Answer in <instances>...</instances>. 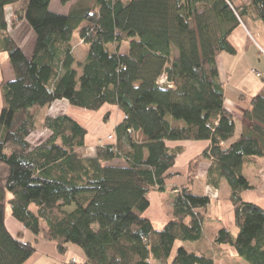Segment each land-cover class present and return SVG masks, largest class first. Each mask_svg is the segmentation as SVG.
<instances>
[{"label":"trees","instance_id":"16d2710c","mask_svg":"<svg viewBox=\"0 0 264 264\" xmlns=\"http://www.w3.org/2000/svg\"><path fill=\"white\" fill-rule=\"evenodd\" d=\"M18 1L0 0V48L13 72L1 86L0 264H26L36 252L9 231L7 205L60 254L83 249L85 261L65 264H215L203 234L211 199L191 185L203 158L211 159L206 183L228 185L237 229L234 237L221 228L214 247L230 245L249 264H264V207L242 197L254 188L242 172L245 160L264 157V90L252 97L251 129L233 139L236 122L217 65L219 55L237 54L230 35L241 20L264 25V0H60L74 1L67 14L51 10L52 0H27L11 27L22 19L31 26V56L7 31L6 7ZM75 33L87 46L83 59ZM165 74L171 87L158 82ZM61 99L124 114L94 156L80 150L88 129L79 121L45 114ZM40 126L51 135L34 146L29 136ZM204 139L210 147L191 160L171 218L156 229L149 193L166 189L179 153L166 142Z\"/></svg>","mask_w":264,"mask_h":264},{"label":"crops","instance_id":"0c3cea01","mask_svg":"<svg viewBox=\"0 0 264 264\" xmlns=\"http://www.w3.org/2000/svg\"><path fill=\"white\" fill-rule=\"evenodd\" d=\"M232 1L235 5H240L245 3L247 0ZM26 3L27 0H19L18 2L6 7V21L8 23L7 31L9 34L16 41V43L21 46L26 55L31 56L36 42V35L31 26L25 19H22L14 27H11V17H14L17 10L24 8ZM72 3L73 1L67 3L69 5V9L67 8L68 10L64 11L62 7L67 4H62L60 0H52L50 9L57 13L67 14L70 11ZM258 33H260V35L256 37V34ZM235 40L241 43L239 49L236 46L237 54L233 55L223 53L217 58L220 81L222 82L225 90V108L232 112L236 122L235 137L233 139H237L241 134L248 132L251 129V120L247 113L252 110V97L264 90V84L258 83V85L253 86V94L242 93L241 89H237V91L233 90L234 95H229V91L226 89V86H228L229 82L233 78H238L243 82L245 72L257 71L258 69L256 70L255 68L262 65V60L260 59L257 63V54L262 53V48H264V25L252 17H247L244 22L241 20L240 25H238L230 35V41L236 45V43H234ZM259 40H261L263 44ZM27 42L31 45V49L29 51L25 49ZM82 44L85 45L83 42ZM126 49L127 43L125 42L121 46V51H125ZM1 50L2 49L0 48V112L2 108V82L13 78V72L9 60H5L4 62L1 61V54H3L7 59L8 53ZM86 51L87 49L85 50V54ZM250 66L255 67L251 68ZM247 87L248 85L245 84L243 88ZM55 103H61L63 105L64 103H68L71 107L68 109L64 105L63 109L56 111L57 115L62 113L68 114L88 129L86 145L84 148L80 149L85 156H94L96 154L98 140L106 138L111 133L115 134L116 126L121 123L124 118V114L117 106L106 105L98 111H93L72 106L65 99L57 100L53 104ZM85 114L86 116L83 117ZM100 124H104V127L96 128ZM93 129L97 130L94 134L91 133V130ZM32 144L34 145L33 142ZM166 144L170 149L179 153L176 157L171 175L166 179V189L164 191H160L156 188L149 193L151 205L147 212V216L151 219L156 229H162L165 223L171 218L173 201L176 194V190L174 191V189L177 186L181 187L189 182L188 172L191 160L194 157L200 156L206 149H208L211 142L208 139L173 140L167 141ZM200 165L206 166V169L204 170V173L206 174L211 165V159L203 158ZM242 172L248 178L250 184L254 186V188H250L242 192L243 199L249 202L259 203L264 207V157H248L244 162ZM196 178L194 180L195 182L197 181ZM203 179L205 180V175L201 178V180ZM200 185L202 189H204L201 182ZM207 185L208 187L205 189L206 193L205 190L201 191L203 193H199L205 194L211 199L210 218H206L204 221L203 234L206 237V242L209 243L212 255L215 259V264H243L244 262H242V259L237 256L232 246L224 244L218 248L214 247V238L221 228H226L233 234L234 237L237 234V229L235 227L233 204L229 199V188L226 182L223 181L219 187L209 184ZM222 185L225 186L224 190H221ZM251 192H253V194H251ZM230 220H232L231 226L227 222ZM156 223L159 226H157ZM6 225L14 237L21 241H29L34 244L36 252L32 258L26 262V264H32L36 259L45 255L52 256L51 259L53 260L50 261H55L59 264H65L73 258H76V261L86 260L85 252L77 245L70 246L69 250L65 254H60L57 250L55 242L43 240L41 237L37 236L18 222L11 214L10 205H7L6 208Z\"/></svg>","mask_w":264,"mask_h":264},{"label":"rangeland","instance_id":"374dc122","mask_svg":"<svg viewBox=\"0 0 264 264\" xmlns=\"http://www.w3.org/2000/svg\"><path fill=\"white\" fill-rule=\"evenodd\" d=\"M73 3H74V1H73ZM73 3L71 4V7H72ZM68 6L69 5L67 4L66 6L62 7V9L64 11H67L69 9ZM71 7H70V9H71ZM259 35H260V33L256 34V37H258ZM73 38H74L73 39V44H74L75 53H76V55H77V57L79 59H82L85 56V50L87 49V46H85V45L82 44L81 40L78 38V34L77 33L74 34V37ZM231 39H232V37H231ZM259 41L263 44V42L261 40H259ZM234 43H236V45L234 44L235 47L237 46V48L239 49L240 46H241V43H239L237 40H235ZM263 46H264V44H263ZM30 47H31L30 43L27 42L26 45H25V49H27L29 51L31 49ZM262 49H263L262 50V53L257 54V63L259 62V59H260V60H262V62H261L262 65L259 66V67H257V68H255L256 70L258 69L257 71L260 73V75L257 76V72L256 71H254V72H252V71L251 72H245L243 82H242V80H240L238 78H233L229 82L228 86H226V89H228V91H229V95H234L233 90H236L237 91V89H241V92L242 93L244 92L246 94H253L254 93L253 92L254 91L253 86L258 85V83H263L264 84V48H262ZM5 60H9V57H7V59H6L5 56L3 54H1V61L4 62ZM250 67L252 68V67H255V66H250ZM245 84L248 85L247 88H243L245 86ZM64 105L68 109L71 108L68 105V103H64ZM64 105L61 104V103L52 104L47 110H45V114L48 115V116L49 115L56 116L57 115L56 114V111H60L61 109H63L64 108ZM62 114H65V113H62ZM85 116H86V114L83 115V117H85ZM103 127H104V124H100L96 128H103ZM95 131H97V130L96 129H93V130H91V133L94 134ZM50 135L51 134H50V131L49 130H47L45 127L40 126L39 128L35 129L32 132V134L29 136V141H30V143L33 142L34 145H37L38 143H42L43 141H45ZM107 138H108V136L106 138H101V139L108 140ZM201 161H202V159H200V163H201ZM118 162H120V161L116 160L115 162H112V164H117ZM205 169H206V166H204V165L201 166L199 164V166H198V174L199 175L198 174L196 175V177H198V178L195 177L197 179V181L196 182L195 181L192 182V186H193L194 190L196 188V192L197 193H203L201 191L202 190H205L208 187V185H207L208 183L206 184V181L204 179L201 180V178L205 175V173H204V170ZM200 182L203 184L202 186H204V189H202V187L200 185ZM196 186H198V187H196ZM178 188H180V187H178ZM224 188H225V186L222 185L221 190H224ZM197 189L200 190V191H198ZM175 190L176 189H174V191ZM205 193H206V190H205ZM251 194H253V192H251ZM248 195H247V197H248ZM244 196H246V195H244ZM210 210H211V208H210V205H209L207 207L205 213H204L206 218H210ZM227 222L231 226L232 220L227 221ZM156 225L159 226L157 223H156ZM158 229H160V228H158ZM234 232H235V229H234ZM37 236L41 237L40 235H37ZM43 240H45V239H43ZM180 244L181 243L179 241H177L176 244L174 245L171 258H173L175 256V254L177 253V249L180 246ZM51 258H52V256L45 255V256H42V257H39L38 259H36L32 264H59V263H57L55 261H50V260H53ZM241 261L244 262L243 264H249L244 259H242Z\"/></svg>","mask_w":264,"mask_h":264},{"label":"built area","instance_id":"2783aa9c","mask_svg":"<svg viewBox=\"0 0 264 264\" xmlns=\"http://www.w3.org/2000/svg\"><path fill=\"white\" fill-rule=\"evenodd\" d=\"M256 72H257L258 75H260V73H259L258 71H256ZM158 82H159V84H161V85H167V86H170V87H171V85H169V80H168L166 74H165V75H162V76L160 77V79H159ZM108 139H109V140L112 139V135H109V136H108ZM100 142H103V140H100ZM176 191H177V190H176ZM73 261H75V258H73Z\"/></svg>","mask_w":264,"mask_h":264}]
</instances>
